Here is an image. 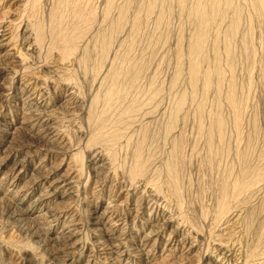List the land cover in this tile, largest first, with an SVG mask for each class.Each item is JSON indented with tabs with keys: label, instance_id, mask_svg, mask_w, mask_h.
<instances>
[{
	"label": "bare ground",
	"instance_id": "6f19581e",
	"mask_svg": "<svg viewBox=\"0 0 264 264\" xmlns=\"http://www.w3.org/2000/svg\"><path fill=\"white\" fill-rule=\"evenodd\" d=\"M20 1L13 0L14 9L20 10L16 12L19 14L25 9H34L40 0ZM103 1L98 22L100 27L96 28L95 41L90 43L96 57L90 66L91 72L87 71L95 90L88 98L86 96L87 100L78 80L70 74L62 76L61 73L70 71L69 66L72 67L75 60L83 62L91 58V52L87 51L78 58L75 55L86 34L93 28L96 16L94 0H55L46 22L51 28L49 37L42 20L34 19L32 24L25 23L23 26L21 39H24L26 47L21 49L27 51L28 56L29 53L34 54L45 63L46 56L48 58L56 52L55 57H59V61H55L65 62L57 77L44 76V80L60 84L63 93H60L59 103L55 106L48 100L40 99L41 91L38 92L40 96L35 97V89L19 82V100L21 103L24 101L23 105L31 104L32 109L20 106L21 114L12 126L13 130L4 131V134L13 133L14 129L21 130L28 139L44 142V148L39 145L34 150L35 155L37 151H44L34 164L33 155L29 152L15 159H11L10 152L0 157V205L12 208L26 235L41 237L42 245L48 241L52 246L50 253L54 255L51 258L57 261L56 264H63L62 260L69 261L68 264L77 261L83 252L88 257L83 264H89V258L93 260L98 255L99 261L106 264L178 263L171 259L176 257L182 261L185 257L181 251L192 250L195 243L190 229L175 216L174 208L178 210L180 203L173 201H181L183 186H180V174L186 160L183 156V125L191 114L196 139L190 148L196 154L201 143L204 152L200 168L217 173V205L212 226L209 227L216 244L214 251L234 248V241L230 244L226 242L228 245L223 242V238H231L234 234L235 231L232 233L230 228L233 225L235 229L243 230L245 235H253L252 238L249 236L251 241L248 237L249 243H240L241 264L259 263V256L264 250V153L255 124L250 122L252 127L244 129V121L249 119L248 111L252 106L249 101L251 69L257 67L261 75L260 63L254 64L256 48L252 47L249 23H252L250 18L253 13L260 19L257 21L264 22V0H195L192 6L187 5V0ZM173 10L179 16L186 14L193 24L186 42V59L181 58L183 36L180 37L181 32L177 31L174 62L168 66L166 39L172 31L170 15ZM219 31H222V39H219ZM219 43L225 59L224 67L218 58ZM210 50L212 58L207 66L206 55L209 56ZM9 51L0 55L12 62L17 69L14 73L29 68L25 63L30 58L27 59L25 53ZM168 67H171V72L164 93L161 75ZM162 78L165 80L163 75ZM196 92L199 95L195 96ZM211 92L210 103L207 99ZM165 99L168 101L167 108L162 105ZM75 117L77 122L86 126V134L72 141L66 128L68 122L74 124ZM204 122L207 124L204 125ZM10 138L9 147L18 146L11 145L15 137ZM8 145H0V150L5 151ZM30 151L33 153V150ZM120 151L129 155V159L124 160L125 155L121 157ZM82 152L87 157L85 165ZM83 166L86 177L81 179ZM22 167H29V176L25 175ZM87 182L90 183L88 187ZM105 195L108 202L104 206L102 200ZM78 199L81 206L77 205V208L74 203ZM159 202L163 205L161 209H158ZM79 208H83L82 213ZM141 213L144 218L139 216ZM82 227L87 230V241L90 243H79L78 233ZM164 229L168 230V235L158 248L161 250L158 254L154 252V246L159 243ZM7 243L6 251L16 246ZM168 244L170 247L165 249ZM58 247L64 249L62 253L54 251ZM78 250L82 254H78L77 259L70 256L71 251L75 253ZM164 250L167 253L163 254ZM194 256L198 255L193 253ZM35 258L31 255L27 264H36Z\"/></svg>",
	"mask_w": 264,
	"mask_h": 264
},
{
	"label": "rangeland",
	"instance_id": "374dc122",
	"mask_svg": "<svg viewBox=\"0 0 264 264\" xmlns=\"http://www.w3.org/2000/svg\"><path fill=\"white\" fill-rule=\"evenodd\" d=\"M11 1H12V3H11ZM54 1L55 0H52V1L51 0H40L37 3V5L35 6L34 9H32V10L31 9H29V10L25 9L24 10L25 12L23 11L24 13L22 12V13L19 14V13H16V12H19L20 10L18 11V9H14V8H16V6H15L13 0H0V11H3V12H0V17H3L2 19L0 18V33H1L0 34V38H1L0 39V41H1L0 42V54H2V53L4 54L5 51H9L10 50L9 52H16V51L20 52L21 51V53H25V55H27L26 54L27 51L25 52V51H23V49H21V48L26 47V44L24 45V43H25L24 39H21V31H22L24 25L32 24L33 21L35 22L34 19L42 20V22L46 24L45 25L46 26L45 29H47L46 33H47V36L49 37L50 33H48V31L51 32V28L47 25V23H48L47 20L49 21L48 13H50V11L52 10L51 8H53L52 4L54 5ZM102 1L101 0H94V2H95V4H94V12H95L96 16L94 18L93 28L90 31V33L86 34L87 37L85 36V38L83 39V43H82L81 47L78 49L79 53L77 52V54L75 55V57L77 56L76 58H78L82 53L86 54L87 52H91V54H90L91 58H89L91 60H89V59L87 61L83 60L84 64H83V62H80V61L77 62V60H75L73 62L74 64L72 65V67L69 66L70 71L69 70L68 71H64V73H65L64 74L62 72V69H60V68L62 67V65L65 62L64 63L63 62H58V63L56 62V61H59V59H58L59 57H55V54L57 56L56 52H52V55H51L52 57L48 56V58H47V56H46V58L49 59V60L47 61V59L45 58V60H46V61L44 60L45 63H43V60H41L43 65H42L41 61L38 58H36V55L29 53V56L27 55L28 57L27 56L26 57H27V59L28 58H30V59L25 63V65H26V67L28 66L29 68L31 67L30 65H32V67H31L32 69L31 68L30 69L26 68L24 71L19 70V71L15 72L16 73V75H15L14 71H16L17 69H15V67H13L12 62L10 60H8V59H4L3 58L4 56L0 55V94L3 93V94L0 95V97L3 96V97L0 98L1 99L0 100V124H1L0 125V145H2L4 143L6 145H8L9 140L11 139L10 137H12V136L15 137V139H13L14 142L11 143V145L12 144L18 145V146L13 147L12 149L8 145V147L5 148V151H1L0 150V157L1 156L4 157L6 153L10 152L9 156H11V159H13V158L15 159V158L20 157L23 153L29 152V154L33 155V157H31V158H32V162L34 164L36 161H38V158H40L42 156V154H41L42 151H44V150H41V152L37 151L39 154L37 153L35 155L34 154V150L37 147H39V145L43 146L44 142L42 140L41 141H36L35 139H28L25 136V134H23L24 132L21 131V130H17L16 131V129H14L15 133L13 131V133H11V134L7 133L6 136L4 134V131L10 132V131L13 130L12 126L16 124V119L19 118V115L21 114L20 110L18 108L23 105L24 101L21 103V101L19 100L20 97L18 95V91H19V86H20L19 82L20 81H21L22 84H27L29 86V89H33V90L35 89V93H34L36 95L35 97H39L40 95H42V96H40L41 100L44 99V101H46V102L48 100L49 104H51V105L53 104L55 106L59 103L57 100H58V98H60V93H63L62 92L63 89L60 86V84L58 86V84H56L55 81H53V80H48V81L44 80V76H51L52 75L53 77H57V75H59L61 72L63 73V74L61 73L62 76L66 75V74H68V75L70 74L69 76H73V78L76 81L78 80L77 82H79V84H81V87H82L81 91L83 92V95L85 94L83 97H85L86 100H87L88 96L91 95V93L95 90V86H94L93 81H92L93 79L92 80L90 79L91 76L87 75L88 74L87 71L91 72L90 66L93 65V62H94L95 57H96L95 56L94 47L92 48L91 44H93L92 42L95 41L94 37L96 36V33H98L96 31V28L99 29L98 26L100 27L98 22L100 20V16H101L100 14H102V10H103V7H104V1H103V3H102ZM21 2H23V0L20 1L19 3H21ZM51 2H53V3H51ZM193 3H195V0H187V5H191L192 6ZM96 10H97V13H96ZM169 11L171 12V9ZM246 11L248 13V9ZM22 14H24V15H22ZM19 15H20V17H19ZM21 15H22V17H21ZM25 18L28 19V22L30 20V22L29 23L25 22L26 21ZM170 19H171V24L173 26H172V31L169 32L170 34L168 33V36H167V39H166V42H168V43H166L167 52L169 50V54L167 53L168 54L167 58H168V62L170 63V64H168V66H171V63L174 62V50H175L174 37H175V34L177 33V31H179V34L181 32V36L180 37L183 36V38H181V40L183 42L181 41V43H180L181 58H182V60L186 59V45H187L186 42L188 40V36H189V34L191 32V28H192V24H193L192 20H190V17H189V19L186 18V14H184V16L177 15L176 10H173V12L170 15ZM12 20L14 21L13 23H12ZM257 20H260V19H258L257 16L253 13L251 18H250V22H252L253 25H252V23H249V28H250L251 33H252L250 35L251 42L253 41L252 42V47L254 45L253 49L256 48V49H254V50H256L255 51V57H254L255 58L254 64L256 63L258 65L260 63L259 67L261 69V75H260V71H259V69L257 67H254L253 69H251V71H252L251 72V74H252V76H251L252 87L251 88L252 89L250 91V95L251 96L249 95V101H250V104L252 106L250 107L251 110L248 111V112H250V114H249L250 117L248 116L249 119L247 120V122H246V119L244 121V129H246L248 126L251 125L250 122L252 124H255L256 129H258L257 133H258V136H259V139H260L259 142H261V143H259V145L262 148V151L264 153V149H263L264 148V143H263L264 142V22L262 23V22H259ZM179 27H180V29H179ZM13 32L16 33V34H14ZM220 32H222V31H219V35H221L219 39H222V33H220ZM93 33H95V35ZM9 34H11V35L9 36ZM12 34H14V35H12ZM21 40H23V41L21 42ZM46 40H48V38H46ZM83 44H85V45H83ZM218 45H219V47H217L218 52L220 51L219 55H218V58H219V61L221 60L220 61L221 62L220 63L221 66L224 67L225 66V59H223L224 55L221 52L222 51V49L220 47L221 43H219ZM82 46H83V48H82ZM84 46L85 47L87 46V47L85 48ZM88 48L90 50H88ZM208 54H209V56L206 55V59L208 60L207 66L210 65V62H211L210 58H212V51L210 50V53H208ZM220 54H222L221 58H220ZM42 57L43 56H41V59H43ZM36 59H38L39 61H37ZM30 60H31V62H30ZM37 62H40V64L37 63ZM6 63H8V64L6 65ZM29 63H30V65H28ZM58 64H60V65H58ZM79 64L82 66L83 69L81 68V66ZM55 67H56L57 71H55ZM84 68H85L86 74H85V72H83ZM12 69H13V72H12ZM73 69H74V71H72ZM166 69H168V73L166 72ZM166 69L162 73V75H163L165 80H163L162 75H161V79L163 81L161 83V86H162V89L164 90L163 91L164 93H165V91L167 89V82H168V78H169V75H170V72H171V67H168ZM81 72H83V73H81ZM68 75H66V76H68ZM83 76H85L86 78L83 77ZM89 76H90V78H89ZM165 76H166V78H165ZM85 79H86V81H85ZM87 80H88V82L89 81L90 82L88 83ZM45 82H47V83H45ZM55 84H56V86H55ZM44 85H47V86L43 87ZM16 86H17V88H16ZM90 86H91V88H90ZM60 87H61L62 90L60 89ZM33 90H31V91H33ZM39 91H41V93L38 96V92ZM21 92L23 93L24 91H21ZM197 92H196L195 96L199 95L198 94L199 92L198 93ZM86 96H87V98H86ZM14 97L17 98V99H15ZM22 98H24V96ZM211 98H212V92L210 93V95H209V97L207 99L210 103H211V100H212ZM25 101H27V100H25ZM167 102L168 101H166V99L163 101V103H164V104L162 103L163 107L167 108V106H168ZM209 102H208V104H209ZM23 106H27L28 108L32 109V105L31 104L30 105H26L25 104ZM252 108H254V109H252ZM226 113H227V111H226ZM253 113H254V115H251ZM76 117H75L74 121L72 120L74 122V124H71L72 125L71 126L70 122H68L69 125L66 128L67 134L71 138L72 141H76V139L78 140V138L83 137V135L86 134V132H85L86 126H84V123L80 124L79 121L77 122L78 118H76ZM189 117L186 120V122L184 123L185 125H183V128H184L183 129V133L185 134L184 135L185 139H184V144H183V146L185 148L183 147V154H184L183 156H185L184 160L185 159L186 160H185V164L183 166V171H182L183 173L180 174V179H181L180 181H182V183H180V186L181 187L183 186L182 187L183 190L181 189V195H180V200L181 201L179 202L178 199L173 200L174 202L176 201L177 204L180 203V204H178V205H180V206H178L180 208V210H179V208L177 210V208L174 206L173 201H171L172 202L171 205L173 204V206L175 207L174 208V212H175V216L178 217L177 219L185 227L187 226L186 228L190 229L191 235H192V239L195 241V243L193 242V249L192 250L191 249L188 250L187 251L188 253L186 251L183 252V250L181 251V255L184 256L185 259H182V261H179L178 258L171 256V257H173V259H171V260L172 261H176V260L178 261V263L177 262L176 263L173 262V264H203L204 262H210L211 264L212 263L213 264H219V262H220V264H241L243 259H242V256H240L241 251H242V247H241L240 243H243V242L244 243L245 242L249 243V241H251L250 237L251 238L253 237V235L250 234V233L245 235L243 230H241L239 228L235 229V227H233V225H231L230 228H231L232 233L234 231L235 232H234V234H232L233 236L231 235V238L230 237L229 238H223V242H225V244H227V243L230 244V243H232L234 241L233 242V243H235L233 245L234 248H229V249H232V250L225 249L226 251L225 250L221 251L220 249L214 251V248H215L216 244L214 243V240H212L213 239V234L210 231L209 227L212 226L211 221L213 220L212 218L214 216V211H215V208H216V205H217V202H215V201H217V198L215 200V197L217 196V193H216V190H215V183H216L215 178L217 177L216 176L217 173L215 171H213V170L210 172V169L209 170L205 169V171H204V169L202 167L200 168V166H201V164H200L201 163V158L203 156L202 153L204 152V150L202 148L203 146L201 145V143L198 144V147H197L198 153H196V154L193 153V150L190 148V147L193 146L192 145L193 141H195V139H196V129H195V124H194V118L192 117L191 114L189 115ZM254 118L256 120H253ZM252 120H253V122H252ZM72 121H71V123H73ZM153 122H154V120L151 122V124H153ZM206 124H207V122H204V125H206ZM77 125H79L80 127H78ZM76 127L78 129H80V128L81 129L78 130ZM251 127H252V125H251ZM73 128L76 129V130H74ZM71 130L72 131L74 130V131L72 132ZM77 130L79 132H81V133L77 132ZM194 131H195V133H194ZM19 144H20V146H19ZM29 148L31 150H33V153H32V151H30ZM42 148H44V146ZM199 151H200V153H199ZM84 152L87 153L86 151H84ZM84 152H82V155L85 156V157L82 156V159H83L82 161L84 163L83 165H85L87 163L86 162L87 161V157H86V154ZM189 152H191L194 155H192ZM120 153L122 154V155L120 154L121 157H123L125 155L124 156L125 159L124 158H122V159H124V160L129 159V155L124 154L125 152L123 153V151H120ZM189 154L191 155V157H190ZM84 159H85V161H84ZM23 163L25 164V162H23ZM22 168H23L22 170H24V172H25V175L29 176V174H30L29 167L28 168L22 167ZM83 169L84 170H82V172H81V179H84L86 177L85 172H84L85 171V166H83ZM208 171L210 173H208ZM213 172H215L214 175H213ZM209 174L211 175V177H210ZM210 178H212L213 180L210 179ZM29 184H27V185H29ZM89 185H90V183L87 182V187ZM187 187H188L189 190L187 189ZM185 190H187V191H185ZM198 190H200V192ZM211 190H212V192H211ZM80 198L81 197H79V199ZM104 198L105 199H103L102 202H103V205L105 206V204H107L108 200L106 199L107 196L104 197ZM79 199L74 203L75 204L74 206H77V205L79 207L81 206V203L79 202ZM83 202L84 201H82V203ZM181 202H182V204H181ZM206 202H207V204H206ZM176 203H175V205H176ZM159 204L158 205L160 207L158 206V209L159 208L161 209V207H163V205L160 202H159ZM78 206H77V208H78ZM79 209H81L80 212L82 213L83 212V208H79ZM13 213L14 212H13L12 208L9 207L8 205H6V204L0 205V264H27V258H29L31 255H33V257L34 256L36 257L35 258L36 261H37L36 264H56L57 261L54 262V260H52V258H51L52 254L50 253V249L52 248V246L50 244H48V241H45L46 244L44 243L45 245L44 244L42 245V243L40 242L41 237H36V236L30 237V235H26L24 227L21 226L22 223H20V221L16 220V216ZM152 213L154 214L155 212L153 211ZM156 213H159V212L156 210ZM141 215H142V213L139 216L144 218V216L143 215L141 216ZM182 219H184V220H182ZM81 223H84V225H86L85 221L84 222L82 221ZM57 226L55 228H57ZM195 226H196L197 229L195 228ZM234 226H235V224H234ZM83 228H85V227H82L81 228L82 230L80 229L79 233H78L79 237H80L79 238V243L80 244L83 243V242L90 243L89 241H87L88 240V232H86L87 230L83 229ZM237 229H238V231H237ZM194 232L195 233L197 232V233L195 234ZM44 235L46 236V234H44ZM44 235L43 236L41 235V236L44 237ZM167 235H168V230L164 229V231H163V233H162V235H161V237L159 239V243H157L158 246L157 245L154 246V250H155L154 252L155 253H158V254L161 253V250L159 251L158 248H160L162 246V243H163V241H165V238L167 237ZM84 236H85V238H83ZM248 237H249L250 240L248 239ZM36 239H37V242H40L39 243L40 245L37 244ZM7 242H10L9 244L13 243L16 246H11L10 245L12 247L11 248L12 250L8 249L6 251V247L9 246ZM170 243H173V241H171ZM148 246H151V244H149ZM171 246L174 247V244H172ZM13 247H15V250L13 249ZM21 247H24L25 249L24 248L22 249ZM168 247H170L169 244L166 246L165 249H167ZM172 247H171V249H172ZM20 248H21V250H20ZM200 248H201V251H200ZM59 250H61V251H59ZM63 250L64 249L61 247V248H59L57 250H54V251H57V253H60V252L62 253ZM69 250L70 249H68L67 252ZM72 251H71L72 255L70 254V256L73 257V258L75 257V259H77L79 257L78 254H82V253H80L79 250L75 251V253H73L74 251L73 252ZM175 251H177V250H175ZM262 251H263V252H261L262 254L259 256L261 260L263 258L262 262L259 259V263L256 262L255 264H261V263L264 264V254H263L264 250H262ZM84 253H86V252H83L82 256H80V258H78L77 261L74 260L72 263H69V264H78V263L79 264H83V263H85L86 258L88 259V257H85ZM164 253H167V251L164 250L163 254ZM176 253H179V252H176ZM193 253L194 254L196 253L198 256H194L193 257ZM52 256H54V255H52ZM156 256L158 257L159 255H156ZM189 256L193 257L192 258L193 260H191V258ZM97 257H95L96 259L94 258L93 260H91V257H90L89 258L90 260L88 261V263L89 264H101V263L102 264H106L104 262H100L101 260L98 259ZM187 257H189V258L187 259ZM49 258H51V259H49ZM81 258H83V260H80ZM221 258H223V259H221ZM216 260H218V261H216ZM68 262L69 261H66V260H62L61 261V263H63V264H68ZM253 263L254 262H252V263L248 262L246 264H253Z\"/></svg>",
	"mask_w": 264,
	"mask_h": 264
}]
</instances>
